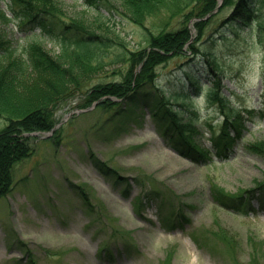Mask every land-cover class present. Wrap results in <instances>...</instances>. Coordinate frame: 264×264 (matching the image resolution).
<instances>
[{"label": "rangeland", "instance_id": "obj_1", "mask_svg": "<svg viewBox=\"0 0 264 264\" xmlns=\"http://www.w3.org/2000/svg\"><path fill=\"white\" fill-rule=\"evenodd\" d=\"M57 1L66 20L81 19L94 28L98 16L126 48L145 46L143 29L122 15L116 0L100 8L101 15L83 0ZM0 9L9 14L7 0L0 1ZM227 13L206 31L212 41L202 56L195 61L172 58L157 67L155 86L144 87V98L137 95L141 108L132 117L139 125L131 119L114 133L116 112L96 105L80 108L84 100L78 95L58 103L57 138L27 136L33 152L15 166L13 188L0 199V264H24L25 251L33 264H264V202L251 203L255 214L239 213L214 190L230 198L256 189L255 180L264 181V159L243 150L246 142L264 140V112L259 111L264 105V50L253 42L255 24L235 41L230 29L219 24ZM152 21L145 25L159 26V17ZM19 25L14 19L4 29L14 45L26 36ZM34 33L51 55L59 53L61 37ZM120 50L112 45L105 52L103 69L89 84L119 79L116 73L123 65L113 64L110 54ZM211 57L217 61L213 75L205 66ZM192 71L206 85L217 76L230 106L256 109L251 117L242 113L243 139L227 158L212 154L206 164L193 163L167 146L142 105V100L180 96L183 90L191 94L185 75ZM190 96L200 116L195 142L211 149L208 124L218 123L222 112L208 102L204 90ZM93 161L115 171L118 183L102 176ZM80 188L88 193L92 216L83 208Z\"/></svg>", "mask_w": 264, "mask_h": 264}, {"label": "trees", "instance_id": "obj_2", "mask_svg": "<svg viewBox=\"0 0 264 264\" xmlns=\"http://www.w3.org/2000/svg\"><path fill=\"white\" fill-rule=\"evenodd\" d=\"M7 1L9 11L19 20L20 27L30 31L39 29L41 34L51 38L61 37L63 45L55 56L36 41L14 45L4 31L12 19L0 9V119L3 120L0 124V199L13 188L15 166L33 152L24 135L50 132L55 125L54 110L60 101L82 95L81 108L96 101L97 108L114 110L115 118L119 116L114 133L123 130L128 120L139 124L141 121L132 117L141 108V99H137V95L141 92L144 98V87L155 86L157 67L172 58L187 59L200 55L205 42L210 41L206 31L224 10L228 13L222 21L233 35L255 24L254 39L264 50V0H221L220 6L218 0H116L122 15L144 31L145 46L135 50L126 48L98 16L93 19L97 25L94 28L85 26L81 19L66 20L57 0ZM83 2L98 13L100 8L111 5L109 0ZM156 17H159V26L148 28L145 23ZM191 29L195 32L194 38ZM30 38L28 35L25 40ZM112 45L121 49L110 54L113 64L123 65L116 73L119 79L89 84L90 79L103 69L104 54ZM206 63L211 70L217 67V61L212 57ZM187 80L193 87L199 85L196 75H188ZM218 86L215 81L207 88V99L231 111L220 122L219 130L211 132V145L217 156L226 157L232 144L242 137L241 119L238 110L228 107V101ZM163 96L151 103L142 100V105H147L150 118L166 145L192 160L206 156L208 150L199 147L194 139L198 133V111L190 104L172 103L169 95ZM183 96V101L191 100L186 93ZM57 137L54 132L51 139ZM243 149L264 159V140L247 143ZM93 163L102 175L115 179L112 176L115 171L105 163ZM254 184L256 189L245 191L244 195L258 191L259 197H263L264 181L255 180ZM214 190L219 198L232 200L237 208L245 200L243 195L229 198L220 189ZM86 194L81 189L84 206L93 212Z\"/></svg>", "mask_w": 264, "mask_h": 264}]
</instances>
